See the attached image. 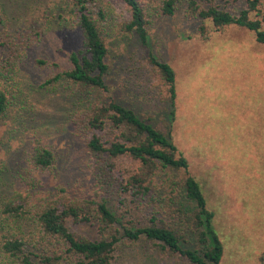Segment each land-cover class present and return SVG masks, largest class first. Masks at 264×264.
Here are the masks:
<instances>
[{
  "label": "rangeland",
  "instance_id": "374dc122",
  "mask_svg": "<svg viewBox=\"0 0 264 264\" xmlns=\"http://www.w3.org/2000/svg\"><path fill=\"white\" fill-rule=\"evenodd\" d=\"M104 1L113 10L112 23L128 18L122 0ZM66 2L0 0V33L44 30L9 83L17 88L0 120V195L27 188V182L34 180L40 186L33 190L43 196L59 184L75 195L85 194L90 186L88 155L83 139L70 133L65 96L60 89L43 92L37 87L52 69L48 64L35 67L32 62L41 57L64 67L67 53L78 46L75 27L69 20L57 24L55 18ZM218 4L232 13L244 6L241 0ZM250 18L259 19L264 29V17L251 13ZM200 24L205 39L199 33ZM104 38L110 69L104 78L106 89L94 97L101 102L115 99L132 107L140 118L169 130L176 150L187 161L188 173L200 186L206 208L213 212L212 224L223 247L219 264H264V45L247 29L234 25L215 29L209 20L187 15L181 3H176L172 14L152 18L145 46L135 36L116 34L111 28ZM148 52L174 70L173 119L147 61ZM37 141L55 152L50 172L33 168L27 160ZM135 166L128 157H118L114 172L122 177ZM108 206L135 225L145 221V213L139 210L124 212L126 208L114 201ZM66 225L86 237H96L92 223L67 220ZM112 264L183 262L146 254L120 239Z\"/></svg>",
  "mask_w": 264,
  "mask_h": 264
},
{
  "label": "trees",
  "instance_id": "16d2710c",
  "mask_svg": "<svg viewBox=\"0 0 264 264\" xmlns=\"http://www.w3.org/2000/svg\"><path fill=\"white\" fill-rule=\"evenodd\" d=\"M219 1L228 0H122L128 18L115 23L110 20L113 10L104 0L64 3L55 18L57 24L69 20L75 27L78 46L67 53L64 67L41 57L32 62L35 67L48 64L52 69L37 87L43 92L60 89L64 94L69 105L64 109L66 122L70 133L83 139L91 182L83 195L59 184L43 196L33 190L40 186L37 180L28 181L27 188L0 195V264H112L120 239L136 244L146 254L154 252L183 264H219L223 247L212 224L213 212L206 208L200 186L188 173L187 161L176 150L169 130L140 118L132 107L115 99L101 102L94 97L95 92L106 89L104 78L110 69L106 30L133 35L145 46L152 18L172 14L176 3L184 6L187 15L209 20L215 29L228 25L247 29L264 45L261 21L250 18L251 13L264 17V0H241L244 6L236 13L220 8ZM198 29L205 39L204 26L200 24ZM5 32L0 33V120L17 88L9 83L44 30ZM146 57L173 119L174 70L151 52ZM122 156L135 161L136 166L120 177L114 167L115 159ZM27 160L47 173L53 169L56 155L37 141ZM110 201L126 208L124 212L133 208L145 213L144 223L124 220L123 213L109 208ZM67 220L92 223L96 237L70 230Z\"/></svg>",
  "mask_w": 264,
  "mask_h": 264
}]
</instances>
